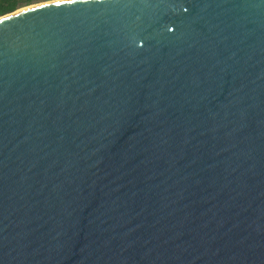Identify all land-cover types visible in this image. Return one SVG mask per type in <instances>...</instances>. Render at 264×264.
Here are the masks:
<instances>
[{
  "label": "water",
  "instance_id": "95a60500",
  "mask_svg": "<svg viewBox=\"0 0 264 264\" xmlns=\"http://www.w3.org/2000/svg\"><path fill=\"white\" fill-rule=\"evenodd\" d=\"M0 264H264V0L0 15Z\"/></svg>",
  "mask_w": 264,
  "mask_h": 264
},
{
  "label": "trees",
  "instance_id": "16d2710c",
  "mask_svg": "<svg viewBox=\"0 0 264 264\" xmlns=\"http://www.w3.org/2000/svg\"><path fill=\"white\" fill-rule=\"evenodd\" d=\"M37 1L41 0H0V15L13 11L17 8H22Z\"/></svg>",
  "mask_w": 264,
  "mask_h": 264
},
{
  "label": "rangeland",
  "instance_id": "374dc122",
  "mask_svg": "<svg viewBox=\"0 0 264 264\" xmlns=\"http://www.w3.org/2000/svg\"><path fill=\"white\" fill-rule=\"evenodd\" d=\"M38 2V1H37ZM22 6H24V5H22ZM21 7V6H20ZM25 7V6H24ZM23 8V7H22ZM20 9V8H19Z\"/></svg>",
  "mask_w": 264,
  "mask_h": 264
},
{
  "label": "bare ground",
  "instance_id": "6f19581e",
  "mask_svg": "<svg viewBox=\"0 0 264 264\" xmlns=\"http://www.w3.org/2000/svg\"><path fill=\"white\" fill-rule=\"evenodd\" d=\"M21 9V8H20Z\"/></svg>",
  "mask_w": 264,
  "mask_h": 264
}]
</instances>
